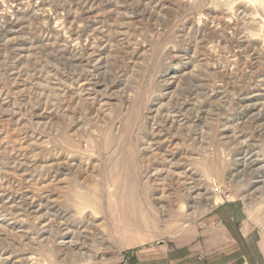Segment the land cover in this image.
<instances>
[{
    "label": "rangeland",
    "instance_id": "obj_1",
    "mask_svg": "<svg viewBox=\"0 0 264 264\" xmlns=\"http://www.w3.org/2000/svg\"><path fill=\"white\" fill-rule=\"evenodd\" d=\"M63 223L82 264H264V0H0V264H70Z\"/></svg>",
    "mask_w": 264,
    "mask_h": 264
},
{
    "label": "bare ground",
    "instance_id": "obj_2",
    "mask_svg": "<svg viewBox=\"0 0 264 264\" xmlns=\"http://www.w3.org/2000/svg\"><path fill=\"white\" fill-rule=\"evenodd\" d=\"M155 144H156V142H155ZM190 190H191V188H190ZM64 225L66 226L65 230L64 229L61 230L60 232H58L56 234V236L53 235V233H52L53 231H52L51 228L53 226L47 225V227H46L47 230H45V232L47 234H50V236L47 239L43 240V247H46L47 248L50 245H53V246L55 245L56 250H60L61 252H63L64 249L69 250L71 252L72 256H68V254H66L67 255V258L65 259V261L68 262V263H70V264H82L83 262H87L89 259H92V257L89 258L88 256L87 257L84 256V253H83V244L82 243L81 244L79 243V241H81V239H80V233L78 231L71 230L70 229V226H67V223H63L62 224V226H64ZM48 239H50L49 242L46 241ZM45 241H46V244L48 246H45ZM66 241H68V242H66ZM75 251H78L79 252L78 253V256H76L74 254Z\"/></svg>",
    "mask_w": 264,
    "mask_h": 264
}]
</instances>
